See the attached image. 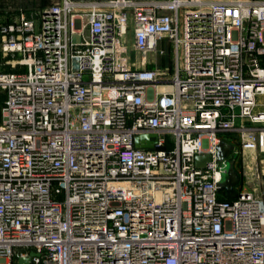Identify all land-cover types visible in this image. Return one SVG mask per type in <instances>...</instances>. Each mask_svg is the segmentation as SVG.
Wrapping results in <instances>:
<instances>
[{
    "label": "built area",
    "instance_id": "2783aa9c",
    "mask_svg": "<svg viewBox=\"0 0 264 264\" xmlns=\"http://www.w3.org/2000/svg\"><path fill=\"white\" fill-rule=\"evenodd\" d=\"M162 41L172 68L143 67ZM258 96L264 0L0 17V264H264V198L242 183L226 197L216 163L233 132L264 151ZM144 134L152 147L135 146Z\"/></svg>",
    "mask_w": 264,
    "mask_h": 264
},
{
    "label": "rangeland",
    "instance_id": "374dc122",
    "mask_svg": "<svg viewBox=\"0 0 264 264\" xmlns=\"http://www.w3.org/2000/svg\"><path fill=\"white\" fill-rule=\"evenodd\" d=\"M56 0H0V17L11 15H16L20 9L31 10L36 8L44 7ZM131 40V37H128ZM163 48V54L156 52L147 53L146 60L143 67L154 68L156 66L165 68V65L169 66L170 61H172L173 52L172 47L168 44ZM141 53H133V57L137 59L138 66L141 65L142 60ZM257 101L259 103L264 102V96H258ZM1 102V101H0ZM230 137L235 144V167L240 172L241 181L239 184H244L247 189L257 188V193L264 198V151L259 149L249 152L248 150L242 151L239 146L238 133H230Z\"/></svg>",
    "mask_w": 264,
    "mask_h": 264
},
{
    "label": "water",
    "instance_id": "95a60500",
    "mask_svg": "<svg viewBox=\"0 0 264 264\" xmlns=\"http://www.w3.org/2000/svg\"><path fill=\"white\" fill-rule=\"evenodd\" d=\"M27 17L35 18L36 15L30 12L26 13ZM155 137L153 134H144L135 137L134 142L136 147H152L151 142L144 143L145 138ZM234 151V145L230 144L225 140H221L216 145V163L218 166L222 167V178L218 183V191L224 192L226 197H235L237 191L235 190V185L240 180V175L235 168V160L231 158V153ZM227 158L228 161L226 160ZM210 161L209 156L197 155L195 157V166L204 167L206 163ZM29 264V258L19 259V263Z\"/></svg>",
    "mask_w": 264,
    "mask_h": 264
},
{
    "label": "crops",
    "instance_id": "0c3cea01",
    "mask_svg": "<svg viewBox=\"0 0 264 264\" xmlns=\"http://www.w3.org/2000/svg\"><path fill=\"white\" fill-rule=\"evenodd\" d=\"M161 46H162V47H165V46H167V43H166L165 41H162V42H161ZM145 60H146V59H145ZM169 61H170L171 64H169V66L165 65V67L172 68V61H171V60H169ZM160 65H161V64H160ZM160 65H159V67L156 66V67L151 68V69L161 68ZM150 91H151V89H150ZM228 137H230V135H229ZM230 138H231V137H230ZM230 144L235 145L234 142H233V143L230 142ZM234 150H235V146H234ZM233 152H234V151H233ZM233 152L231 153V158H233V159L235 160L236 153H233ZM235 168H236V167H235ZM236 170H237V168H236ZM237 171H238V173H239V175H240L239 170H237ZM240 178H241V176H240ZM239 183H240V180H239V182L235 185V190L238 189V187H239V185H240Z\"/></svg>",
    "mask_w": 264,
    "mask_h": 264
},
{
    "label": "bare ground",
    "instance_id": "6f19581e",
    "mask_svg": "<svg viewBox=\"0 0 264 264\" xmlns=\"http://www.w3.org/2000/svg\"><path fill=\"white\" fill-rule=\"evenodd\" d=\"M145 59H146V57H145ZM164 89V87H159V90H163ZM249 152H253V150H248Z\"/></svg>",
    "mask_w": 264,
    "mask_h": 264
},
{
    "label": "trees",
    "instance_id": "16d2710c",
    "mask_svg": "<svg viewBox=\"0 0 264 264\" xmlns=\"http://www.w3.org/2000/svg\"><path fill=\"white\" fill-rule=\"evenodd\" d=\"M0 99H1V98H0ZM240 181H241V178H240ZM220 198H225V197H224V195L222 194V195L220 196Z\"/></svg>",
    "mask_w": 264,
    "mask_h": 264
}]
</instances>
